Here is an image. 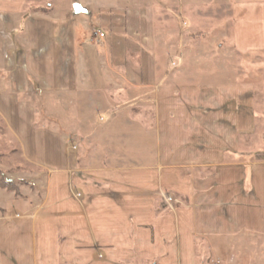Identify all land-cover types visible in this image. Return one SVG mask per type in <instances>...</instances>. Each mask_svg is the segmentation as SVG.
<instances>
[{"label": "crops", "instance_id": "crops-1", "mask_svg": "<svg viewBox=\"0 0 264 264\" xmlns=\"http://www.w3.org/2000/svg\"><path fill=\"white\" fill-rule=\"evenodd\" d=\"M130 1L127 47L139 53L141 66L129 65L125 80L149 97L120 109L143 104L152 119L138 106L133 119L139 121L124 125L147 120L141 134L94 135L76 115L91 107L90 98L81 100L90 95L95 63L91 22L65 11L30 14L27 0L22 9L0 0V115L24 162L47 173L43 202L15 200L23 220L9 211L0 217V264H188L198 237L264 239V158L240 152L241 139L251 140L264 122L257 103L264 100V3H235L232 43L242 71L219 84L200 78L220 74L199 69L201 56L196 70H181L178 58L180 70L170 72L158 54L154 4ZM37 97L67 132L37 126ZM99 122L109 124L108 118ZM79 135L83 145L100 143L92 147L96 166L91 156L81 164L72 149ZM130 154L148 160L122 164ZM172 192L181 204L166 202Z\"/></svg>", "mask_w": 264, "mask_h": 264}, {"label": "rangeland", "instance_id": "rangeland-1", "mask_svg": "<svg viewBox=\"0 0 264 264\" xmlns=\"http://www.w3.org/2000/svg\"><path fill=\"white\" fill-rule=\"evenodd\" d=\"M151 1L154 4V9H156L153 16L160 24V29L156 31L161 40L157 44L158 54L163 61L168 59L167 68L170 72L174 73L178 71L177 69H172L170 66L171 61L178 58L184 59L182 61L183 65L180 67L181 70H184V68L196 70L193 63L198 61L196 56H201L204 57L205 62L199 69L202 71L216 70L220 73L217 76H206L204 74L206 77H200L202 81L223 84L236 80L242 70L240 69L241 57L232 43L234 5L238 2L247 4L254 2L264 3V0ZM211 1L214 4L213 7L209 5ZM13 2L17 4L15 8H23V0H13ZM117 2L119 10L116 8L118 6ZM74 4H79L82 9L91 12L90 16L86 15L87 13L79 15H81L80 20L82 22H91L92 34L88 36L93 41L91 49H93V62H95L92 64L93 73L88 84L89 91H91L90 95L85 94V96H81L82 98L80 97L81 100H88L90 98L91 107L86 109L82 107L81 110L76 111V115L79 116V120L86 123L87 126L85 125V127L88 132L94 133V135L103 133H107V135L115 133L141 134L144 132L143 127L148 128L147 120L145 121L146 126L140 125L135 127L124 124H127L130 119L133 122L139 121V119H133L138 106L141 113L148 114L149 112V119H152L153 111L151 109L148 110L146 106L141 107L143 104L135 106V109L130 108L123 111L120 109V107L125 108L129 103L145 102L149 97L147 95L149 91L146 89L135 91L131 84L126 83L125 80V72L129 65L141 66V61L138 60L140 59L139 53L132 50L131 47H127L128 41L132 40L131 36L127 34L126 21V10L131 6V1L27 0L26 12L30 14L38 12L43 15H52L55 11H65L75 14L73 10ZM189 19L193 22L191 26L188 23ZM182 22H186L187 26H182ZM88 31H90L89 28ZM98 31L102 32L104 37L96 36L95 32L97 33ZM135 44H137V41H135ZM139 47L145 52L149 49L143 45ZM186 56H188V62ZM212 63L213 65L216 63L214 67H210ZM162 64H166V62H162ZM206 64L209 66L207 65L208 67H206ZM262 81L264 82V80ZM151 97L153 96L150 95ZM38 102H40L39 97L35 98L33 102L37 107V114L35 115L37 126L41 123L47 125L48 129L67 132L68 126L66 124L60 125L59 117L57 115L54 117L50 109H42ZM257 103L259 105L258 110L264 112V100L258 99ZM57 112L62 111L58 109ZM61 116H64L62 118L66 121L67 115L62 114ZM1 117L0 115V180L3 179L4 183H12L14 191L17 194L4 190L0 185V217L5 218L9 211V214H12L13 218L20 221L21 219L23 220V209L18 207L15 200H21L24 197H34L37 203L43 202L46 195V181L44 179H46L47 173L43 170L32 168L30 164L24 162L19 144L16 143L15 137L7 130V126ZM102 118H108L109 124H100L99 121ZM115 119L121 123H116ZM85 135H83L84 139ZM77 138L78 141L81 140V143H78L77 148L74 149L73 147L72 149L76 150L79 154L81 164H83L86 156H91L95 166L99 164V157L92 156L91 154L93 152L92 147L98 146L100 143L98 141H91L90 144L87 142L86 145H83L82 137L79 135ZM250 139H241L240 152L248 153L249 151H254L255 153H259V158H257V155L251 160L262 161L264 158V122L257 126L256 135ZM89 149H91L90 152ZM243 159L242 157H237L233 160L242 162ZM147 160V158H138L130 154L126 158H121V163L129 166L135 163L147 162ZM170 196L173 201H177L174 206L181 204L179 201L183 199L178 194L172 192V195L168 197ZM235 239L227 240L211 237H198L194 239V247L191 249V253H187L188 255L186 256L188 264H264V239ZM176 257L180 259L181 255L176 253ZM157 264H162V261L157 262Z\"/></svg>", "mask_w": 264, "mask_h": 264}, {"label": "built area", "instance_id": "built-area-1", "mask_svg": "<svg viewBox=\"0 0 264 264\" xmlns=\"http://www.w3.org/2000/svg\"><path fill=\"white\" fill-rule=\"evenodd\" d=\"M182 26L186 27L187 26V23L186 22H182ZM102 34L103 33H101V32L98 31L95 35L96 36H100V37H104V35H102ZM170 66L173 69H177L179 67V65H178V63H177V61L175 59L171 61ZM74 149H75V147H74ZM171 200L172 199L170 197H168L166 202H170Z\"/></svg>", "mask_w": 264, "mask_h": 264}, {"label": "trees", "instance_id": "trees-1", "mask_svg": "<svg viewBox=\"0 0 264 264\" xmlns=\"http://www.w3.org/2000/svg\"><path fill=\"white\" fill-rule=\"evenodd\" d=\"M257 158H259V156ZM256 160H258V159H256ZM0 185L2 186V188L4 190H6L8 192H15V194H17L16 191H14V188H13V184L12 183H9V182H5L4 183V180L2 179V180H0Z\"/></svg>", "mask_w": 264, "mask_h": 264}, {"label": "water", "instance_id": "water-1", "mask_svg": "<svg viewBox=\"0 0 264 264\" xmlns=\"http://www.w3.org/2000/svg\"><path fill=\"white\" fill-rule=\"evenodd\" d=\"M73 10H74L75 14H77V15L82 14V13H87V11L82 9L81 5H79V4L74 5Z\"/></svg>", "mask_w": 264, "mask_h": 264}]
</instances>
